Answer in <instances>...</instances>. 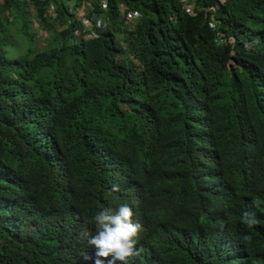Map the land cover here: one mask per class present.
I'll use <instances>...</instances> for the list:
<instances>
[{
  "label": "trees",
  "instance_id": "1",
  "mask_svg": "<svg viewBox=\"0 0 264 264\" xmlns=\"http://www.w3.org/2000/svg\"><path fill=\"white\" fill-rule=\"evenodd\" d=\"M82 1H0V264H94L121 203L131 264H264V0Z\"/></svg>",
  "mask_w": 264,
  "mask_h": 264
},
{
  "label": "clouds",
  "instance_id": "2",
  "mask_svg": "<svg viewBox=\"0 0 264 264\" xmlns=\"http://www.w3.org/2000/svg\"><path fill=\"white\" fill-rule=\"evenodd\" d=\"M111 191L119 192V186L113 185ZM134 215L128 203L119 204L115 210L103 207L97 212L93 217L95 234L85 233L88 244L95 248V256L86 255L84 259L94 260V264H131L142 250L137 248L141 225L134 221ZM241 219L249 228L258 223L253 212H244ZM250 239V235L243 237L245 241Z\"/></svg>",
  "mask_w": 264,
  "mask_h": 264
},
{
  "label": "rangeland",
  "instance_id": "3",
  "mask_svg": "<svg viewBox=\"0 0 264 264\" xmlns=\"http://www.w3.org/2000/svg\"><path fill=\"white\" fill-rule=\"evenodd\" d=\"M181 2L184 5V8L190 7L192 8V0H184ZM33 8L31 9V15H30V27H31V33L33 36V44L38 48L42 49L45 47L47 40L49 39V33L45 31V29L41 28L39 24L37 23L36 17L33 15ZM8 34L11 36V39L13 40V46L17 48L19 51H23L26 44L27 39L26 37H22L20 34L19 25L17 23H14L9 27ZM26 39V40H25ZM14 47H10L9 49L12 51L14 50Z\"/></svg>",
  "mask_w": 264,
  "mask_h": 264
},
{
  "label": "built area",
  "instance_id": "4",
  "mask_svg": "<svg viewBox=\"0 0 264 264\" xmlns=\"http://www.w3.org/2000/svg\"><path fill=\"white\" fill-rule=\"evenodd\" d=\"M182 1L185 2L184 0H182ZM101 2H103V1L101 0ZM89 5H90V2L88 0L87 1L83 0L80 3V5L77 8H75V10H74L76 17L81 21V23L83 24L84 27H86L87 30H91V25L89 24V22L87 20V14H88L87 8L89 7ZM184 9L189 14L194 15L193 8L187 7ZM119 10H120L121 16L124 19L125 24L129 27V30H131L133 28V26H132L133 23H135L138 20L139 15L137 13H126L125 9L122 6H120ZM47 15H49V17H51L53 19L56 18V13H55L53 6H50V8L47 11ZM101 29H103V27ZM89 35L92 36V35H94V33L89 34Z\"/></svg>",
  "mask_w": 264,
  "mask_h": 264
}]
</instances>
